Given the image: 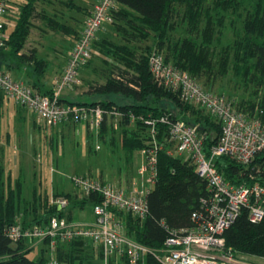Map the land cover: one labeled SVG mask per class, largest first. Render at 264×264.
Masks as SVG:
<instances>
[{"label": "trees", "instance_id": "16d2710c", "mask_svg": "<svg viewBox=\"0 0 264 264\" xmlns=\"http://www.w3.org/2000/svg\"><path fill=\"white\" fill-rule=\"evenodd\" d=\"M115 1L117 7L114 12V22L125 21L131 28L129 34L140 39H144L147 32L160 31L162 36L167 33L169 28L172 30L170 22L174 14L177 13V5H185L187 11L195 14L200 12L201 5V0ZM33 2L34 0H29L23 8L19 22L10 34L6 46L20 60L27 58V63L30 64V61L34 63L35 71L41 75L45 67L43 60H36L33 52L25 56L17 55L24 49L29 36L30 19L35 15ZM255 4L256 8L247 19L244 32L238 33L236 42L230 48L233 49L234 70L238 75H241L246 84L253 83L255 94L258 97L252 104L236 106L238 109L264 119V0H257ZM191 22L194 21L191 20ZM56 29L70 34L74 31L66 24H57ZM80 34L76 35V40ZM211 34L212 29L209 27L204 34L208 37V40L204 41L208 46L204 45L203 41L199 43L192 38L179 39L170 44L167 47L170 54H163L166 61L170 62L172 59V64L190 74L200 83L199 79L209 76L214 69L215 54L207 48L210 46L208 43L212 41L209 36ZM163 41L159 42V50L164 48ZM6 46L0 49V52L4 51ZM126 48L123 47V49ZM131 51L133 50L131 49ZM137 53L136 55L133 53L134 57H131L130 63L127 61L122 65L112 61L109 66L101 67V72L96 71V73L100 74L102 82H98V79H95V84L90 82L86 92L89 95L100 96L121 95L130 100L128 103H118L109 99L76 104L100 106L105 112H120L122 114L119 118V124L122 126V145L128 152L141 148L148 150L153 147L154 141L159 145L168 146L167 127L160 123L157 124L155 127L157 132L153 137L151 126L145 121L147 118H157L163 114L196 124L199 132L206 134V146L216 143L221 134V125L216 119L217 122L212 124L210 121L212 115L203 108L200 107V112L203 110L208 115L204 116L205 120L200 119L195 122L186 119L187 117L175 115L169 112L168 108L159 105L158 102L163 97L170 98L180 106L186 104L189 107L188 105L194 104L182 101L177 92L159 86L150 71L149 54ZM230 53L231 51L226 49L225 56L219 60V66L223 68L220 74L227 72V64H231L229 62ZM33 86L42 90L41 86L37 84H33ZM44 92L50 93L51 89L44 90ZM261 93L262 95L259 96ZM61 102L65 101L61 99ZM110 117H114V114L104 113L100 125L101 133H104L108 128L107 122ZM157 158V179L154 188L147 196L148 215L143 221L128 215L126 229L127 234L139 243L161 252L169 235V229L186 228L192 225V215L200 208L201 199L209 194V189L207 182L197 174L194 167L181 158L169 155L165 150L158 151ZM216 164L218 170L234 183L261 182L264 184V151L256 156L249 167L238 164L227 157H220ZM19 191V187L13 188L7 184L4 168L0 166V264H48L50 259L44 256L38 260L31 259L29 253L32 248L26 245V240L14 242L8 236L7 230L18 221L24 227H32L47 224L52 216L67 217L69 220H73L70 214L71 209L67 211V207L60 208L58 205L52 204L48 196L37 194L36 189H34L32 202H25V206L21 209L17 204ZM54 197L66 198L69 203L72 200L71 195H54ZM98 201H100L99 197L91 195L81 204L86 205L88 202L93 204ZM41 210L43 212L40 213ZM225 239L227 248L231 249L237 257L245 255L264 258V219L258 223L251 222L248 211L242 210L234 224L225 232ZM43 242L49 246L50 238H46ZM55 257L63 264H91L96 259L100 261L99 264H103L102 250L97 249L94 244L82 240L58 241ZM146 262L147 264H161L151 253L146 255ZM121 264H127V261L124 259Z\"/></svg>", "mask_w": 264, "mask_h": 264}, {"label": "built area", "instance_id": "2783aa9c", "mask_svg": "<svg viewBox=\"0 0 264 264\" xmlns=\"http://www.w3.org/2000/svg\"><path fill=\"white\" fill-rule=\"evenodd\" d=\"M11 0H0V49L8 42L5 16ZM115 0H98L79 38L74 42L68 61L57 77L50 93L32 84L13 79L0 69V92L16 105L34 112L49 125L63 122L89 123L100 127L104 113L122 116L118 111L105 112L100 106H81L61 102L62 90L75 84L79 70L94 55V43L103 28L115 20ZM149 67L155 82L179 94L182 101L203 108L221 125L216 143L206 146V134L199 132L196 124L169 114L147 118L153 137L156 125L168 129V146L153 142L145 152V161L125 188L90 175H75L72 183L77 192L96 195L100 201L93 203L95 222L86 224L67 217L52 216L42 226L24 227L20 221L11 225L7 234L14 242L50 238L52 257L48 264H63L55 257L58 241L82 240L90 242L103 253V264H147L146 255L151 253L161 264H254L237 257L226 246L225 232L234 224L242 210L248 211L251 222L264 219V184L261 182L234 183L218 170L217 160L227 157L249 167L256 156L264 151V119L235 107L233 102L204 88L195 78L167 62L160 52L149 57ZM143 118V117H141ZM165 150L193 166L197 174L207 182L209 194L201 199L200 208L192 215V225L169 229V235L161 252L150 249L127 234V216L144 220L149 212L147 196L157 179V154ZM52 204L66 208L69 201L54 198Z\"/></svg>", "mask_w": 264, "mask_h": 264}, {"label": "rangeland", "instance_id": "374dc122", "mask_svg": "<svg viewBox=\"0 0 264 264\" xmlns=\"http://www.w3.org/2000/svg\"><path fill=\"white\" fill-rule=\"evenodd\" d=\"M255 2L257 0H201L200 12L197 14L187 11L185 5H177V13L174 14L170 22L172 30L169 28L167 33L162 36L160 35V31L147 32V36L144 39L134 38L130 35L131 28L125 21L108 24L98 36L97 44L94 46V55L79 70L77 82L64 88L61 92L62 97L70 99L69 101L84 100L89 102L95 98L111 99L118 103H128L130 100L121 95H94L92 97L87 93H83L88 88L89 82L95 84L96 78L98 82L102 81L100 74L98 75L94 71L101 72L100 68L109 66L112 61L122 65L127 61L130 63L131 57H134L132 56L133 53L136 55L138 54L137 52L149 54V57L156 51H161L162 54L166 55L168 53L167 47L179 39L192 38L196 39L199 43L201 41L204 43V41L208 40L207 35L205 36L204 34L206 33V29L210 27L212 34L209 36L212 41L208 43L210 46L207 48L215 54L213 61L214 69L209 76L199 79L200 84L207 90L209 89V91L233 102L236 108L238 105L252 104L258 99L255 94V87L253 83L246 84L241 75H238L234 70L233 49L230 47L236 42L238 33L244 32L245 23L254 8H256ZM191 20L194 22L192 23ZM136 24L138 25V23ZM207 33H209L208 30ZM162 40H164V48L159 50V42ZM70 43L71 41L66 39L60 45L56 44L51 47L43 46L38 48L39 57L46 59L48 63L45 78L42 80L46 89L53 88L59 65L63 63L62 55L68 52ZM204 45L208 46L205 43ZM123 47L127 48L123 49ZM226 49L231 51L229 57L231 64H227V72L224 71L225 73L220 74L223 68L219 66V60L223 58L222 56H225L224 51ZM171 60L170 62H172ZM11 74L17 77L15 70L11 71ZM93 74H95L96 78H93ZM261 95L262 93L259 94V96ZM65 102L69 103L67 100ZM8 103L13 107V102L9 101ZM158 103L161 107L168 108L169 112L187 117L186 119L195 122H198L200 119L205 120L204 116L208 115L203 110L200 112V107L198 106L188 105L189 107H187L186 104H181L180 106L168 97L161 98V101ZM32 115L31 111L25 110L24 121L20 120L19 115L11 119L10 111L6 112V114L4 113L3 117L0 115V123L3 124L0 126V166L4 168L7 184H10L13 188H20L17 204L21 209L25 206V202H32L34 188L38 191H47V193L51 194L53 188L57 190L65 184L71 186V177L75 175H88L89 172L96 175L100 170L106 175L113 173V171H118L120 167L124 168L125 152L118 150L117 147L112 150L110 142L112 141L115 145L119 144L122 146V126L119 125V116L114 115V117L109 118L111 123H109L110 126L105 130V133H101L100 127L95 125L90 127L91 124H86L91 128L87 135L89 138H92L93 147L89 144L91 148L85 155L83 154V146L77 144L75 130L67 126L68 123L72 122L60 123L56 128L46 130L47 132L45 133L44 131H40L37 126L34 127V121L38 124L39 120L34 119L35 116ZM210 117L212 118L210 119L212 124L213 122H217L214 117ZM7 121H9V125L5 124ZM93 130L95 136L90 134ZM51 131L53 132V139ZM8 133L10 136H13L12 139L8 140ZM14 135L18 136L16 152L14 148L16 147ZM98 141L103 142L100 143L101 150H98ZM142 149L134 151L135 157L137 156L138 160L140 159L139 162L143 159L140 154H144L139 151L146 152V149ZM134 162L136 161L134 160ZM52 169H55V171H52ZM130 179L133 180L134 178ZM77 196L80 198L84 197L79 192ZM69 206L70 203L67 209ZM41 212L43 211L41 210ZM75 214L76 218L73 220L86 224H92L96 219L93 206L89 202L84 209L77 208ZM25 243L28 247L33 243L35 244H33L34 248L29 253L31 259L38 260L41 256L48 259L52 257L49 246L44 242L27 239ZM240 257L254 264H264L263 257L245 255H241ZM98 261L96 259L91 264H99L100 261Z\"/></svg>", "mask_w": 264, "mask_h": 264}, {"label": "crops", "instance_id": "0c3cea01", "mask_svg": "<svg viewBox=\"0 0 264 264\" xmlns=\"http://www.w3.org/2000/svg\"><path fill=\"white\" fill-rule=\"evenodd\" d=\"M28 1L29 0H11L10 9L4 18L5 26H6V35L8 36V40L10 39V34L15 30V27H16V25L19 22V19L21 17L22 10L25 7V5L28 3ZM97 2H98V0H34L33 12L35 15L32 19H30L29 36L27 38L24 49L22 51H20L17 55L18 56H25V55L32 54V52H33V55L36 58V60H43L45 62V67L43 68L41 75H39L35 71V66L33 65L34 63H32L31 61H30L31 65L29 63H27L26 62V60L28 61L27 58L25 60H20L18 57L14 56L12 54L10 48L6 46L7 48L4 51L0 52V67H1V69L5 70L7 73L10 74V76L13 79H15L19 82H23L26 84H32V85L37 84V85L41 86L43 91L49 90V89H46L44 87V84L42 81L45 78L48 63H47L46 59L39 57L38 48L43 47V46L44 47H51L52 45L54 46L56 44L60 45L61 42L65 41L66 39L71 41L70 49L68 50V52L66 54L63 53V55H62L63 56V63L61 65H59V70L57 71L56 76H55V81H56L57 77L62 73L64 67L67 64V61H68V58H69V55L71 52V48H72V46L76 40L75 39L76 35L80 34V32L82 31V29L84 27V22H85L87 16L90 14V12L92 11L93 7L95 6V4ZM57 24H66V25L70 26V29L72 27V29H74V31L72 32V34L61 32L58 29H56ZM14 70L17 73V77H14L11 74V71H14ZM85 70H87V69H85ZM94 73H96V71H94ZM93 75H94L93 78H96L95 74H93ZM87 81H89V80H87ZM87 89L85 91H83V93H86ZM90 96L94 97V95H90ZM62 99L64 101L67 100L68 102L73 101L72 103H84V102L90 103V102L100 101V100H109V99H95L94 98V100L88 102V101H84V100L83 101H76V100L69 101L70 99H67L66 97H62ZM9 101L13 102L12 100H9L8 98H6L2 92H0V115H1V117H3L2 115L4 113L6 114V112L10 111L11 119H14L17 115H19V117L21 118L20 120L24 121V119H25L24 112H25V110H29V109L24 108V107H20V106L16 105L14 102H13V107H11L8 103ZM29 111H31V110H29ZM32 113L35 116L34 119L36 118L37 120H39L38 124L35 123V121H34V127L37 126V128L40 131H44L46 133L48 130H50V129L53 130L54 128H56V126L59 125V124L54 125V126L49 125V124L45 123L43 120L41 121V119L38 118V116L34 112H32ZM109 120L110 119L108 118V122H107L108 126H110L109 123H111V121H109ZM5 124L9 125L10 123H9V121H7ZM86 124L87 123L75 124L73 122L67 124L68 127L73 128L75 130V137H76L77 144H80L83 146V154H85V155L89 152V150L91 148L89 146V144L93 147L92 138H89L87 135V133L90 132L89 130H91V128H89V126H87ZM2 125L3 124L0 123V126H2ZM91 126L92 125H90V127ZM111 126H113V124H111ZM52 133L53 132L51 131V135H52ZM104 133H105V131H104ZM90 134H93L95 136L94 130ZM2 135H1V137L4 138ZM102 137H103V135H102ZM7 138L9 140L10 138L12 139L13 136H10V134L8 133ZM53 138L54 137L52 135V139ZM17 140H18V136L14 135V141H15V146H16V147H14L15 152H16V148L18 146ZM96 140H98V139H96ZM110 142H111L112 150L116 149V147H117L118 150H120V151L122 150L123 152H125V166H124V168L120 167L118 171H113V173L106 174V175L103 173L102 170L98 171L96 173V175H93L91 172H89L88 175H90L96 179H100V180L107 181V182H112V183L117 184L119 186L129 188V187H131V183H132V181H131L132 179H130V178L136 177L139 167L145 161V158H146L145 152L139 151V152L144 153V154H140L143 157V159L139 162L140 159L138 160L137 156L135 157L134 151L128 152L125 150L123 145L122 146L119 144L115 145L114 142H112V141H110ZM100 143H103V142L98 141V150L102 149L100 147ZM87 145H88V147H87ZM136 158L138 161L136 160ZM134 160L136 162H134ZM39 161H40V159H39ZM130 164H132V165H130ZM52 171H55V169H52ZM4 176H5V174H4ZM71 179H72V177H71ZM36 191H37V194H39V195L48 196V198H50V201H52L54 198H56V197H54V195H71L72 200L70 201V206L68 209H72L70 214L73 217V219L76 218L75 210L77 208H79V209L85 208L86 205L81 204V202L88 197L86 195H84L83 198H80L79 196H77L78 192L75 189V187L73 186L72 180H71V186L65 184L57 190L55 188H53V191L51 194L47 193V191H38V190H36ZM33 244L30 246L32 249L34 248L33 246L35 245V244L34 245Z\"/></svg>", "mask_w": 264, "mask_h": 264}]
</instances>
